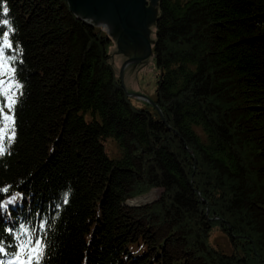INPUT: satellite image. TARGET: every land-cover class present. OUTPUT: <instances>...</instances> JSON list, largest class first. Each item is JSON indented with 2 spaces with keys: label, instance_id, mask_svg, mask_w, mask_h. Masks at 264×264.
I'll use <instances>...</instances> for the list:
<instances>
[{
  "label": "trees",
  "instance_id": "obj_1",
  "mask_svg": "<svg viewBox=\"0 0 264 264\" xmlns=\"http://www.w3.org/2000/svg\"><path fill=\"white\" fill-rule=\"evenodd\" d=\"M154 23L160 113L65 0H0L4 264L28 240L39 264H264V0H158Z\"/></svg>",
  "mask_w": 264,
  "mask_h": 264
},
{
  "label": "rangeland",
  "instance_id": "obj_2",
  "mask_svg": "<svg viewBox=\"0 0 264 264\" xmlns=\"http://www.w3.org/2000/svg\"><path fill=\"white\" fill-rule=\"evenodd\" d=\"M156 3L158 4V0L156 1ZM145 7H147V2L145 4ZM149 7L152 8L154 11H157V6L149 4ZM146 26L147 27H144L148 31L144 33L143 29L140 28L139 32L141 33L143 38H141L140 40L135 39L140 45L145 48H140L127 38H123L124 43L128 45L134 52V65L129 75L124 80L123 87L126 97L132 107L138 110L152 111L155 110L153 104L156 100L157 78L159 72L156 68V61L153 52L150 56H146L147 43L151 44L152 49L155 43V23L154 21H146ZM101 30L110 37L111 42L108 44L106 51L107 54L110 56V61L114 68L116 78L122 83V79L124 78L125 74L132 65V52L130 49L125 48V45L121 42L120 38L118 39L121 34L116 37L112 36L113 33L110 34L109 31L105 29V27ZM117 45L119 48H117ZM118 50L120 52H118ZM142 58H144L142 61H137L141 60ZM11 87L12 86H9L8 88H6V90L11 91ZM10 95L13 96V93L11 92ZM9 105L10 103H8L7 109L9 108ZM8 121H10V119H8ZM108 141L109 142H107L105 145L106 152L112 155L113 152H116L115 145L110 140ZM160 192L161 191H154L149 197L138 199L135 201H129L127 202V205L131 207L144 206L155 198H157ZM212 241L221 244L224 247H227V242L225 238L217 231H214Z\"/></svg>",
  "mask_w": 264,
  "mask_h": 264
},
{
  "label": "water",
  "instance_id": "obj_3",
  "mask_svg": "<svg viewBox=\"0 0 264 264\" xmlns=\"http://www.w3.org/2000/svg\"><path fill=\"white\" fill-rule=\"evenodd\" d=\"M69 10L73 13L74 17L81 20L91 26L104 28L109 31L112 36H118L121 42L125 45L126 49H130L133 55L132 65L122 79V83L119 80L122 89L123 82L129 75L134 65V52L124 43L123 38H127L140 48H145L140 45L136 40H140L142 37L140 28L143 32L146 31V21H155L157 18V11H154L149 7V4L157 6V0H65ZM147 2V7L145 4ZM140 22V25H139ZM145 26V27H144ZM138 28V29H137ZM139 30V31H138ZM115 38V37H114ZM136 39V40H135ZM118 43V40H117ZM117 48L118 45H117ZM123 49V48H122ZM147 55L152 54V46L147 43ZM118 52H120L118 50ZM145 56V57H146ZM144 57V58H145ZM141 60L137 61H142ZM153 107L158 111L155 104ZM158 113H160L158 111ZM160 115V114H159ZM161 116V115H160Z\"/></svg>",
  "mask_w": 264,
  "mask_h": 264
},
{
  "label": "snow or ice",
  "instance_id": "obj_4",
  "mask_svg": "<svg viewBox=\"0 0 264 264\" xmlns=\"http://www.w3.org/2000/svg\"><path fill=\"white\" fill-rule=\"evenodd\" d=\"M4 11L6 14L7 10L5 9ZM5 23H7V21H5ZM5 47H11V44L5 41ZM0 67L6 68L7 66L0 65ZM5 95L7 97V90H5ZM4 119L8 120L10 118L8 116H5ZM3 135H4V130L0 129V139L3 138ZM14 138H15V132L13 129L8 139L14 140ZM6 152H7V148L3 145V143H0V155H4ZM0 253H3L4 255H9V253L3 247H0ZM43 253H44L43 242L40 241L33 242L32 240L24 241L21 242L17 246V248L13 251L12 259L8 261V264H39L40 260L43 258ZM0 264H4V261H0Z\"/></svg>",
  "mask_w": 264,
  "mask_h": 264
}]
</instances>
